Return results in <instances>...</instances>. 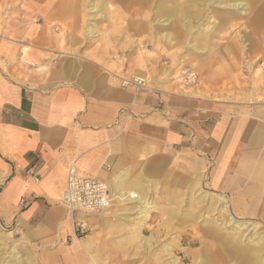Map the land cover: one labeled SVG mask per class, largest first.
Returning <instances> with one entry per match:
<instances>
[{
    "label": "crops",
    "instance_id": "crops-1",
    "mask_svg": "<svg viewBox=\"0 0 264 264\" xmlns=\"http://www.w3.org/2000/svg\"><path fill=\"white\" fill-rule=\"evenodd\" d=\"M47 1L0 0L1 227L20 233L41 264H104V246L117 243L107 224L133 211L87 217L93 228L76 238L59 203L71 166L106 181L113 206L131 204L129 191L138 193L130 202L147 197L144 180L172 175L200 180L218 196L217 213L225 204L239 221L264 223V103L202 99L179 109L171 95L122 87L102 52L89 58L78 33L52 28L68 21L45 14ZM16 14L38 19L16 27L5 20ZM30 167L38 181L25 175Z\"/></svg>",
    "mask_w": 264,
    "mask_h": 264
},
{
    "label": "rangeland",
    "instance_id": "rangeland-1",
    "mask_svg": "<svg viewBox=\"0 0 264 264\" xmlns=\"http://www.w3.org/2000/svg\"><path fill=\"white\" fill-rule=\"evenodd\" d=\"M231 1L245 2L248 8L219 4ZM102 2L105 15L91 20L95 23V33H78L75 37L87 49V57L95 58L93 52H102L115 76L144 77L147 85L141 92L171 95V107L179 109L194 106L193 102L202 99L264 103V49L260 38L264 37V0ZM37 19L16 14L5 20L22 28ZM87 20L83 17L78 22ZM64 22V19L54 20L52 28L58 27L57 32L63 34ZM55 37L66 39L57 34ZM189 41L196 47L186 45ZM189 68L197 74L192 85L184 84L180 77ZM141 183L147 197L130 202L138 193L125 192L127 199L123 200L131 204L113 206V201L105 212L98 214L113 220L108 216L112 211H133L122 216L125 224L113 225L112 221L107 224L106 238L117 243L104 246V264H264L260 236L264 235V223L240 219L255 225L257 231L254 235L236 236L232 224L227 223V215L217 213V207L213 206L214 197L218 196L203 187L200 180L185 182L180 176L175 179L171 175V183L153 180ZM144 200L150 201L152 208L138 229L137 214L140 201ZM2 228L0 233L7 235V241L5 245L0 244V264L10 258L9 245L18 248L17 257L24 258L26 264H41L33 246L20 233ZM92 228L90 223L89 231ZM137 230L141 237L135 234ZM167 246L170 255H166ZM243 251L255 254L258 259L247 262L241 258Z\"/></svg>",
    "mask_w": 264,
    "mask_h": 264
},
{
    "label": "built area",
    "instance_id": "built-area-1",
    "mask_svg": "<svg viewBox=\"0 0 264 264\" xmlns=\"http://www.w3.org/2000/svg\"><path fill=\"white\" fill-rule=\"evenodd\" d=\"M115 77L120 86L131 87L134 92H141L147 85L144 77L133 75L130 77L117 75ZM180 77L186 85L195 84L197 80V74L192 68L183 70ZM25 175L34 181L39 179L32 167L25 169ZM115 196L116 194L110 190L106 181L81 175L73 166L68 169L59 203L69 211L76 238L85 236L89 231V224L86 220L88 215L105 212L111 206ZM76 213L80 216L77 217Z\"/></svg>",
    "mask_w": 264,
    "mask_h": 264
},
{
    "label": "bare ground",
    "instance_id": "bare-ground-1",
    "mask_svg": "<svg viewBox=\"0 0 264 264\" xmlns=\"http://www.w3.org/2000/svg\"><path fill=\"white\" fill-rule=\"evenodd\" d=\"M15 1V0H14ZM226 1V0H224ZM47 7L48 10L45 12L47 15H53L57 14L61 17L65 18L68 23L62 25L61 28H63L65 31L68 32H76V33H83L86 35H93L95 33V23L91 22L94 17L100 16L103 17L106 13L105 6L103 5L102 0H48L47 1ZM222 4L225 7L229 8H236V7H243L244 10H246L247 3L245 2H226V3H219ZM88 19L86 22H83L80 24L78 21L81 20V18ZM85 21V20H84ZM153 30H155V27H152ZM188 28V27H186ZM142 29V28H141ZM190 30V27L188 28ZM197 44V43H196ZM186 45L190 47H196L194 42H187ZM136 76V75H133ZM141 78V76H138ZM140 210L138 211L137 216L140 218V224L138 226V229L142 227V224L144 223V219L147 217L148 211H150V208H152V203L149 201H140ZM221 204V203H220ZM219 214L225 212L227 217V223L232 224V229L235 231L236 236L239 234L244 235L245 233H249L251 235H254V233L257 231L255 230V226L249 225L245 222L239 221L235 219L232 215L227 213L226 211V205L223 204L222 207L219 209ZM226 223V225H227ZM255 230V231H253ZM137 234V237H141L138 233V230L135 232ZM7 235L0 233V244L5 245ZM233 247V246H231ZM8 253L10 258L5 261V264H26L24 261V258L17 257V255L20 253L17 247L13 245L8 246ZM26 250V249H25ZM166 255H170V247H166ZM241 258L247 260V262L251 263L258 259V257L254 254L248 253L247 251H243L241 254ZM17 259V261H16ZM175 261V260H173Z\"/></svg>",
    "mask_w": 264,
    "mask_h": 264
},
{
    "label": "water",
    "instance_id": "water-1",
    "mask_svg": "<svg viewBox=\"0 0 264 264\" xmlns=\"http://www.w3.org/2000/svg\"><path fill=\"white\" fill-rule=\"evenodd\" d=\"M0 228H2L1 225H0ZM2 229H3V228H2Z\"/></svg>",
    "mask_w": 264,
    "mask_h": 264
}]
</instances>
